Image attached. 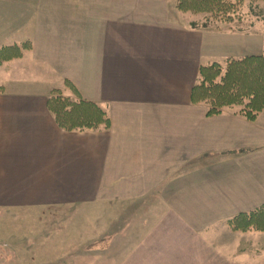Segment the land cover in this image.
I'll return each mask as SVG.
<instances>
[{"label":"crops","instance_id":"crops-1","mask_svg":"<svg viewBox=\"0 0 264 264\" xmlns=\"http://www.w3.org/2000/svg\"><path fill=\"white\" fill-rule=\"evenodd\" d=\"M185 15L175 0H0V48L31 45L0 65V219L27 230L8 231L12 253L264 264V232L229 226L264 208V109L248 121L191 102L200 67L261 54L264 30ZM53 91L97 104L111 127L63 131Z\"/></svg>","mask_w":264,"mask_h":264},{"label":"trees","instance_id":"trees-1","mask_svg":"<svg viewBox=\"0 0 264 264\" xmlns=\"http://www.w3.org/2000/svg\"><path fill=\"white\" fill-rule=\"evenodd\" d=\"M244 1L175 0V7L179 12L205 13L219 18L223 23H232L237 20L236 12ZM203 27H207L206 24ZM30 49V44L1 47L0 65L22 57ZM66 86L77 95L71 84L66 83ZM191 102L204 104L208 116L219 115L226 109H235L241 117L254 121L264 109V49L259 55L229 58L224 65L213 63L200 67L197 83L191 91ZM47 107L57 126L65 132L109 130L111 127L105 110L79 97L74 100L53 91ZM229 226L240 232H264V208L232 218Z\"/></svg>","mask_w":264,"mask_h":264},{"label":"rangeland","instance_id":"rangeland-1","mask_svg":"<svg viewBox=\"0 0 264 264\" xmlns=\"http://www.w3.org/2000/svg\"><path fill=\"white\" fill-rule=\"evenodd\" d=\"M180 13L187 14L185 17L190 18L193 21V27H203V25L206 24L207 27H212L214 29L228 28L232 31L240 32L246 30L248 31L253 27H258L261 31L264 30V1L245 0L236 12V16H238L237 20H234L232 23H223L219 18L212 17L211 15L205 13ZM0 218H2V216ZM24 224L26 223L22 221L7 222L0 219V264H58V262H54L53 252L46 253L43 259H41L42 254L40 253H12L11 248L7 247V233H9L8 231H12L18 236L24 235V231H27L25 228H23ZM14 227L15 231L13 230ZM21 247L22 246H20V248ZM62 262H64V260H62ZM64 263L69 264L68 258Z\"/></svg>","mask_w":264,"mask_h":264}]
</instances>
